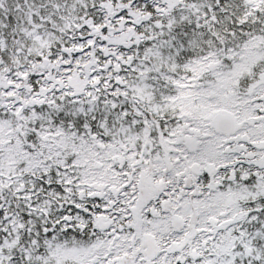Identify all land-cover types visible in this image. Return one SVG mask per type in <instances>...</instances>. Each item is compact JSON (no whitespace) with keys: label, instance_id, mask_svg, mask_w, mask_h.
Returning <instances> with one entry per match:
<instances>
[{"label":"snow or ice","instance_id":"snow-or-ice-1","mask_svg":"<svg viewBox=\"0 0 264 264\" xmlns=\"http://www.w3.org/2000/svg\"><path fill=\"white\" fill-rule=\"evenodd\" d=\"M0 264H264V0H0Z\"/></svg>","mask_w":264,"mask_h":264}]
</instances>
